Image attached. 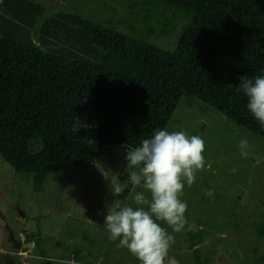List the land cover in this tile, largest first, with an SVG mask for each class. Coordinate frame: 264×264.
I'll return each mask as SVG.
<instances>
[{
    "label": "trees",
    "instance_id": "obj_1",
    "mask_svg": "<svg viewBox=\"0 0 264 264\" xmlns=\"http://www.w3.org/2000/svg\"><path fill=\"white\" fill-rule=\"evenodd\" d=\"M128 2L162 26L136 35L129 20L124 32L80 14L44 17L31 0H0V156L32 175L36 193L50 175L94 168L106 148L126 154L166 128L184 94L264 139L236 90L239 77L264 75V0ZM177 27L171 50L154 42ZM200 238L187 233L195 264Z\"/></svg>",
    "mask_w": 264,
    "mask_h": 264
},
{
    "label": "rangeland",
    "instance_id": "obj_2",
    "mask_svg": "<svg viewBox=\"0 0 264 264\" xmlns=\"http://www.w3.org/2000/svg\"><path fill=\"white\" fill-rule=\"evenodd\" d=\"M31 1L45 8L44 17L57 12L80 14L114 24L124 32H130L123 23L129 20L136 35L162 26L153 18L146 19L141 6L133 10L127 7L128 0ZM178 28L164 37L157 34L154 42L171 50ZM166 129L201 136L207 162L196 182L191 187L185 184L181 199L187 203L186 217L192 228L186 226L173 233L175 242L169 257H175L179 264H195L194 252L186 241L190 232L196 241L201 236L194 249L199 251L202 264H262L264 236L259 228L264 223V139L189 94L181 97ZM242 138L249 142L247 157L241 156ZM125 157L117 147L106 148L94 168L58 171L48 177L43 191L36 193L32 175L14 172L0 156V264H45L47 260L59 264H138L118 246V240L110 239L104 226L107 205L114 199L111 185L120 183L124 191L129 185L125 199H120L124 191L115 197L122 206L135 207L132 196L143 190L128 181ZM208 190L214 195L206 196ZM11 236L26 246L14 248ZM76 250L79 260L72 254Z\"/></svg>",
    "mask_w": 264,
    "mask_h": 264
},
{
    "label": "clouds",
    "instance_id": "obj_3",
    "mask_svg": "<svg viewBox=\"0 0 264 264\" xmlns=\"http://www.w3.org/2000/svg\"><path fill=\"white\" fill-rule=\"evenodd\" d=\"M236 90L244 94L248 111L264 127V75L239 77ZM239 147L241 156L247 157L246 138L239 141ZM205 148V141L199 135L164 128L156 129L150 138L126 151L128 181L143 190L132 196L135 207L122 206L115 197L124 191V186L111 185L114 199L107 205L104 226L110 239L118 240V246L135 257L138 264H179L175 257H169L175 242L173 233L185 230L186 226L192 228L186 217L187 203L181 196L185 184L191 187L198 173L205 169ZM205 195L214 193L208 190Z\"/></svg>",
    "mask_w": 264,
    "mask_h": 264
},
{
    "label": "water",
    "instance_id": "obj_4",
    "mask_svg": "<svg viewBox=\"0 0 264 264\" xmlns=\"http://www.w3.org/2000/svg\"><path fill=\"white\" fill-rule=\"evenodd\" d=\"M10 241L13 243L14 248L21 249L22 247L26 246L25 244H22L18 242L16 239H14L12 236L10 238Z\"/></svg>",
    "mask_w": 264,
    "mask_h": 264
}]
</instances>
